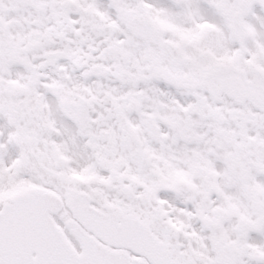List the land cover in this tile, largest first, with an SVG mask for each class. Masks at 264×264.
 <instances>
[{
    "label": "snow or ice",
    "instance_id": "1",
    "mask_svg": "<svg viewBox=\"0 0 264 264\" xmlns=\"http://www.w3.org/2000/svg\"><path fill=\"white\" fill-rule=\"evenodd\" d=\"M0 264H264V0H0Z\"/></svg>",
    "mask_w": 264,
    "mask_h": 264
}]
</instances>
